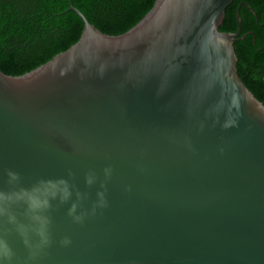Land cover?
Here are the masks:
<instances>
[{"label": "water", "instance_id": "water-1", "mask_svg": "<svg viewBox=\"0 0 264 264\" xmlns=\"http://www.w3.org/2000/svg\"><path fill=\"white\" fill-rule=\"evenodd\" d=\"M233 0H154L120 34L0 70V264H264V105ZM264 23V22H263Z\"/></svg>", "mask_w": 264, "mask_h": 264}, {"label": "trees", "instance_id": "trees-1", "mask_svg": "<svg viewBox=\"0 0 264 264\" xmlns=\"http://www.w3.org/2000/svg\"><path fill=\"white\" fill-rule=\"evenodd\" d=\"M241 0L224 10L220 31L236 30L235 11ZM254 9L257 20L241 5L240 34L253 31L233 42L236 70L244 85L264 105V0H244ZM154 0H0V70L19 75L50 59L74 43L82 30L78 16L67 10L78 8L97 29L120 34L134 25ZM56 30V33L53 32ZM16 56L6 59V52ZM13 60L15 63H10Z\"/></svg>", "mask_w": 264, "mask_h": 264}, {"label": "flooded vegetation", "instance_id": "flooded-vegetation-1", "mask_svg": "<svg viewBox=\"0 0 264 264\" xmlns=\"http://www.w3.org/2000/svg\"><path fill=\"white\" fill-rule=\"evenodd\" d=\"M255 13H256V12H255ZM256 20H257V19H256ZM53 32L56 33V30L53 29ZM13 56H16V53H13V54H12V53H10V52L7 51L5 54H3V58L6 59V61H8V60H7L8 58H11V57H13ZM9 62H10V63H13V64L15 63V61H13V60H10Z\"/></svg>", "mask_w": 264, "mask_h": 264}]
</instances>
